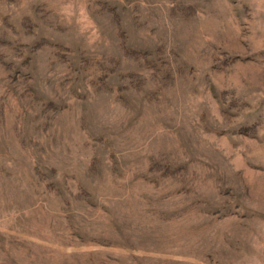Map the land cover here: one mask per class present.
Listing matches in <instances>:
<instances>
[{
  "label": "clouds",
  "instance_id": "obj_1",
  "mask_svg": "<svg viewBox=\"0 0 264 264\" xmlns=\"http://www.w3.org/2000/svg\"><path fill=\"white\" fill-rule=\"evenodd\" d=\"M0 264H264V0H0Z\"/></svg>",
  "mask_w": 264,
  "mask_h": 264
}]
</instances>
